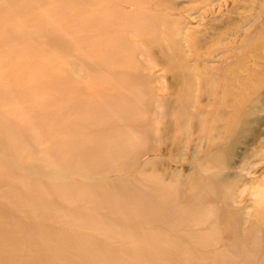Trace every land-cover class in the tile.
<instances>
[{"label":"rangeland","instance_id":"obj_1","mask_svg":"<svg viewBox=\"0 0 264 264\" xmlns=\"http://www.w3.org/2000/svg\"><path fill=\"white\" fill-rule=\"evenodd\" d=\"M168 4L0 0V247L34 257L36 234L50 264H264V110L222 168L235 186L189 189L218 133L211 69L264 24V0ZM188 70L212 82L184 102Z\"/></svg>","mask_w":264,"mask_h":264},{"label":"bare ground","instance_id":"obj_2","mask_svg":"<svg viewBox=\"0 0 264 264\" xmlns=\"http://www.w3.org/2000/svg\"><path fill=\"white\" fill-rule=\"evenodd\" d=\"M119 1L121 3H127L129 5L130 9L136 8L139 5V3L140 4L143 3V5H147L148 4L152 8H157L159 6L164 5V6H167V8H166L167 10L171 9V8H169L170 6L168 4L171 0H163V1L162 0H119ZM166 1H167V3H166ZM15 6H12V7H15ZM150 6H148V7H150ZM73 7H74V5H73ZM72 10H74V9H72ZM1 13H2V11H1ZM80 16H82V15H80ZM48 24H49V22H48ZM62 28H65V27L62 26ZM263 30H264V24H262V26L259 28V30L255 31L253 33L252 32H250V33L246 32L244 34V36L242 37V39H241V46L235 48L237 50L235 51L236 54L234 53V55H233V61L230 64L212 67V69H211L212 70L211 71L212 75L214 74L215 71H217L216 73H217V76H218L217 79L219 81V87L222 89V92L219 94V98H216L215 96L212 97L211 95H208V98L210 99L211 102H213L212 99H214V101L218 102L217 103V108L215 109L216 110L215 114H216V117H218V118L214 117L215 119L212 120V122H214V126H215L214 128H215V130L218 133L217 134L214 133V135H213V137H212V139L210 141V144H209V149H207L204 152V155L202 156L201 160H199V163H198L199 166L198 167L201 168L204 173L202 175L196 174V175H198L197 177H199V178L194 177L193 180H191V184H190V188L189 189H190V191L198 190V193H195L196 197L198 196V194L202 198H204V196H206V195L210 196L211 195V193H210L211 189H212V191L215 190V189L222 190L226 186H228L230 188H233L235 186L236 182L238 181L234 176H231L229 173L224 172L222 170V168L228 167V165H229L228 164L229 163V157L232 154V152L234 151V148L237 146V144H238V142L240 140V137L242 136V133L250 131V127L248 126V124H249V118L248 117L251 116L255 110H256V112H259V113L263 112V110H264V93L260 94L259 91H258L260 84L263 85V82H264V77H263V69H264ZM234 33H236V31ZM116 35H119V34H116ZM60 37H61V35H60ZM232 37H234L233 33L230 35V38H232ZM258 38H261V42H262L261 44L260 43L259 44L256 43L255 39H258ZM218 39L221 41V37L218 36ZM148 41L149 42H154L153 39L148 40ZM73 48H74V46H73ZM58 53H59V51H58ZM238 53H240V54H238ZM130 59H133V58L130 57ZM250 61H252L251 63L255 67V70L250 69V66H249ZM238 70H240V72L243 73V74L240 75L238 73ZM200 73L201 72H199V71H195V73L192 74L189 70L185 73V75L183 76V79L185 80L184 81L185 83L187 82V84H188L187 88L189 90H183V88H182L183 87L182 86L183 83H181V85H180L181 87H180L179 92H178L180 100H183L185 102V99L187 100V97L189 95H191V91H192L193 88H197L198 91L200 90V91H202L205 94H209L210 93L209 86H210V84L212 82V80H211L212 78L211 79L203 78ZM176 82H178V78H176ZM202 92L198 93V95L195 94L196 95L194 97V101L195 102L199 103V98H200V96H202ZM209 96H211V97H209ZM184 102L182 104H184ZM222 107H229L230 108V112L227 113V112L223 111ZM102 109L104 110L106 108H102ZM222 118L223 119H228V122L225 123L222 126H219V124H217L216 122H217L218 119H222ZM15 142H13V143H15ZM59 150H60V148H59ZM232 162H234V161H232ZM210 167L212 168L211 170H210ZM97 172H98V169H97ZM95 186H97V185H95ZM97 189H98V187H97ZM97 191H99V190H97ZM244 191L245 190L241 191V193H243ZM150 192H152V190ZM157 192L158 193H167L164 189H159V188H157L155 190V194H157ZM20 195H21V193H20ZM202 198H200V199H202ZM231 199H232V197L226 198V202L230 201ZM144 207H145V205L143 207H141V208L143 210H145ZM254 214H255L254 209L248 210L246 212V218H248V220L250 222H253V220H250V219L254 218ZM242 219H244V217ZM252 224L255 225V221ZM245 226H247V225H245ZM209 232H210V230H209ZM35 235H34V237H32V243H33V247L32 248L35 251L34 252L35 253L34 257H31V256H28L27 258H25L24 256L23 257L22 256L19 257V256H17V254H16L17 252L16 251H13L16 254L15 255L11 251V249H9L8 247H5V248L0 247V264H50V262L47 260V258H51L52 256H49L47 254V251H44V245H46V243L52 242L51 237H50V239H48L49 238L48 236H46V235L44 236V235L38 233L39 236L42 235V237H40L42 239V241H41L40 246L34 248V240H36ZM57 237H60L57 240H60L61 244L69 243V238L67 239L66 237H61V236H57ZM57 237H54V238H57ZM75 237H77V236H75ZM235 244L238 245V241H236ZM83 246L85 248L86 244L83 245ZM54 248H55V246H54ZM73 248L75 249L76 247H73ZM147 248H148V246L144 245L139 240V242H136V246H134V244H133V247H130L129 250H134L135 252L139 253V254H137V255H139V257L143 256V257H146L149 260V258H151L150 256L153 253H149V255H148L147 254L148 251H146V250H148ZM153 249H155V248H153ZM80 251H81L80 249H78V248L76 249L77 253L80 252ZM154 253L156 254L155 256H157L156 251H154ZM160 255H161V253H160ZM84 256H85V258L89 257L87 255V253H85ZM232 261H233V259H232ZM78 263H79L78 261H75V264H78ZM55 264H59V263L55 261Z\"/></svg>","mask_w":264,"mask_h":264}]
</instances>
